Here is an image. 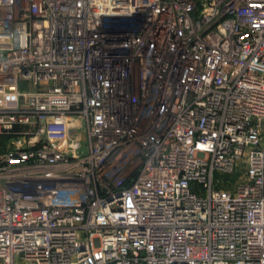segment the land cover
<instances>
[{
  "label": "built area",
  "instance_id": "obj_1",
  "mask_svg": "<svg viewBox=\"0 0 264 264\" xmlns=\"http://www.w3.org/2000/svg\"><path fill=\"white\" fill-rule=\"evenodd\" d=\"M0 264H264V0H0Z\"/></svg>",
  "mask_w": 264,
  "mask_h": 264
},
{
  "label": "rangeland",
  "instance_id": "obj_2",
  "mask_svg": "<svg viewBox=\"0 0 264 264\" xmlns=\"http://www.w3.org/2000/svg\"><path fill=\"white\" fill-rule=\"evenodd\" d=\"M239 177V176H242V173L240 172V170L239 171H237V173H236V175H232L230 178L231 179H234V177Z\"/></svg>",
  "mask_w": 264,
  "mask_h": 264
}]
</instances>
